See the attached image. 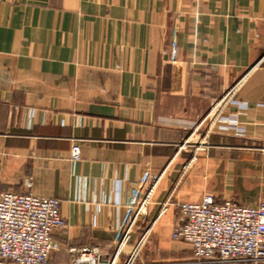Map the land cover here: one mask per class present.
Instances as JSON below:
<instances>
[{"label": "crops", "instance_id": "1", "mask_svg": "<svg viewBox=\"0 0 264 264\" xmlns=\"http://www.w3.org/2000/svg\"><path fill=\"white\" fill-rule=\"evenodd\" d=\"M244 77L183 174L181 144ZM154 185L139 264H195L179 203H264V0H0V192L60 201L49 264L113 255Z\"/></svg>", "mask_w": 264, "mask_h": 264}, {"label": "built area", "instance_id": "2", "mask_svg": "<svg viewBox=\"0 0 264 264\" xmlns=\"http://www.w3.org/2000/svg\"><path fill=\"white\" fill-rule=\"evenodd\" d=\"M244 79L212 106L207 116L181 144L180 152L193 149V157L184 166L183 174L209 146L210 135L223 121L224 112ZM71 159H81L79 146L72 148ZM155 186L136 209L113 255L104 257L99 247L85 248L75 251L69 264H139L142 241L128 252L130 233L145 213ZM169 203L170 200L161 214ZM60 207L61 203L56 198L0 192V264H49L55 248L53 232L66 227ZM177 210L182 222L175 228L173 239L192 247L195 264L264 262V203L252 206L232 201L219 203L214 195L207 194L200 202L179 203Z\"/></svg>", "mask_w": 264, "mask_h": 264}]
</instances>
